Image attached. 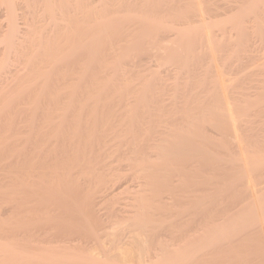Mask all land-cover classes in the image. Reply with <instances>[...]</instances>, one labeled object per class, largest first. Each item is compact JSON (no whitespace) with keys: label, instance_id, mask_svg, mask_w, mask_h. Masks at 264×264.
<instances>
[{"label":"bare ground","instance_id":"1","mask_svg":"<svg viewBox=\"0 0 264 264\" xmlns=\"http://www.w3.org/2000/svg\"><path fill=\"white\" fill-rule=\"evenodd\" d=\"M203 2L0 0V264H264V0L212 2L207 22ZM184 137L200 180L227 187L191 249L160 195L195 168ZM124 193L128 241H101L86 218Z\"/></svg>","mask_w":264,"mask_h":264},{"label":"rangeland","instance_id":"2","mask_svg":"<svg viewBox=\"0 0 264 264\" xmlns=\"http://www.w3.org/2000/svg\"><path fill=\"white\" fill-rule=\"evenodd\" d=\"M210 1V2H209ZM208 2H206L205 0H204V4H212V2H213V4H214V2H215V7H216V4H219V2H220V0H215V1H211V0H209ZM217 1H218V3H217ZM206 2V3H205ZM212 4V5H213ZM212 5H211V8H212V10H211V12H212V14L210 15L209 13H211V12H206V13H201L202 15H201V19L203 18L206 22L207 21H209L208 19H217L216 17H213L216 13V8L215 7H212ZM206 6L207 5H204V7H205V9H206ZM209 7V6H208ZM207 7V8H208ZM210 8V7H209ZM208 8V9H209ZM210 8V9H211ZM208 9H207V11H208ZM4 7L3 6H0V17L2 16V14L4 13ZM206 11V10H205ZM17 13H21V10L20 9H18L17 10ZM211 16V17H210ZM210 17V18H209ZM207 18V19H206ZM3 18L1 17L0 18V21L2 20ZM204 21V22H205ZM205 22V23H206ZM255 42V41H254ZM253 42V43H254ZM252 43V44H253ZM256 43V44H255ZM254 44H253V48H254V50L255 49H257V50H255V52H254V54L255 55H258L259 54V50H260V43H259V41H258V39H256V42H255ZM259 45V46H258ZM140 50V53L137 55V53L139 52L138 50H137V52H136V55H137V57L139 56H143V57H141V59H137V57H136V55H135V59H134V61L136 60H141L142 61V59L144 60V61H150V60H154V58H153V55H151V53L152 52H150L149 50V52H150V54H147L146 52H148V51H146L145 49H139ZM208 50H212V49H206V52L208 51ZM209 53H208V55H210L211 53H210V51H208ZM212 52V51H211ZM144 53V54H143ZM257 53V54H256ZM141 54H143V55H141ZM205 54H207V53H205ZM150 55H151V57H150ZM212 55V56H211ZM210 55V57L208 58L207 56H206V59L208 58L209 60H210V58L211 57H214V55H213V53ZM217 57V56H216ZM146 60H145V59ZM148 58H150V59H148ZM207 59V60H208ZM143 61V62H144ZM167 69H168V71H169V73H171V76H172V73L174 74L175 72L177 73V72H179V71H177V69L179 68L178 66H177V64L175 63V62H171L170 64H168L167 66ZM178 67V68H177ZM176 70V71H175ZM174 76V75H173ZM172 78V77H171ZM173 80V79H172ZM171 81V80H170ZM181 81V80H180ZM179 81V82H180ZM186 142L184 143V144H188L187 146H189L190 145V148L193 150V151H195V155H194V153L192 152V157H194V158H191L190 157V159H189V157L187 156V154L190 152L189 151V147H186V148H188V149H186V148H184V146L185 145H182L183 146V148L184 149H186V151H184L185 152V154H183V157L185 156V159L183 158L182 159V161H181V163L180 164H178V165H181V166H183V167H188V165L189 164H191L190 162H192V164L195 166H198L200 163L201 164H205V161L206 160H204V159H201V161L199 160V158H197V150H196V148H195V143L193 144V146H194V149L192 148V145H191V143L189 142V140H186L185 139V137L183 138ZM183 140V141H184ZM188 141V142H187ZM190 143V144H189ZM186 152H188L187 154H186ZM187 156V157H186ZM193 159V160H192ZM186 160H187V164H186ZM190 160V161H189ZM195 161H197V162H195ZM200 161V162H199ZM124 162V161H123ZM185 162V163H184ZM194 162V163H193ZM122 163V162H121ZM189 163V164H188ZM115 164H116V162H115ZM118 165L120 164V163H117ZM116 164V165H117ZM200 164V167L201 166H203V165H201ZM121 165V164H120ZM177 165V166H178ZM185 165H187V166H185ZM195 166V168H196V170L197 171H199V172H197L196 170H195V168H194V170H193V172H191V174H188L187 173V170H186V168L184 169V171L182 170V172H179V170L177 169V170H175V172L173 173L174 175H173V177L174 178H172V177H170L169 178V183H171V185L170 184H168V185H170L169 187H171V188H168V189H170L169 191L166 189V190H163L162 191V193L160 192V195H161V197L163 198V201H165L166 203L168 202L169 203V205H168V203H167V205L169 206V208H168V206H167V211L168 212H166V213H168L169 215V217L170 218H172L171 220L172 221H174L173 223L176 225L177 224V222H178V226H180L181 225V227L184 229V233H185V236H184V238H182V240L183 239H185V242H184V240L181 242L180 240H174L173 241V248H175V246H176V248H178V247H188V248H190L189 246H192V244H195V247H196V245L198 244V241H199V238H200V236H199V234L201 235V232H202V229H203V221H204V219H205V217H206V213H209L211 210L209 209V208H211V205H212V210L213 209H219V208H216V207H220L221 208V206L220 205H222V203H226V201H227V196H226V193H224V191L226 190V185H222V184H220V185H218L217 187H214L215 189H213V187H211V185H209V184H206V183H203L201 180L203 179V178H201V180H200V177L202 176V175H204V174H202V175H200L201 174V171H200V169L198 170L197 168L198 167H196ZM178 171V172H177ZM128 172L127 171H122V175L124 176V177H121V182L123 183V182H125L126 184H125V187H126V185L127 186H130V187H128L129 189H132L133 187H135V186H137L138 185V182L137 181H135L133 178H131L130 177V174H127ZM175 173H181V175H179V176H182V180H183V182L181 181V177L180 178H177V177H179L177 174H175ZM185 173V174H184ZM187 173V174H186ZM193 173V174H192ZM200 173V174H199ZM125 174V175H124ZM127 175V176H126ZM129 175V176H128ZM176 175V176H175ZM171 176H172V174H171ZM126 180H125V179ZM131 178V179H130ZM176 178V179H175ZM174 180V181H171V180ZM179 179V180H178ZM197 179H199V180H197ZM120 180V179H119ZM123 180V181H122ZM195 180V181H194ZM198 181V182H197ZM199 181H201V183L199 182ZM120 182V181H119ZM137 182V183H136ZM181 182V183H180ZM116 183H118V182H116ZM180 183V184H179ZM197 184V185H196ZM206 184V185H205ZM174 185V186H173ZM181 185V187L179 188V186ZM174 188H173V187ZM193 186V187H192ZM222 186H223V188H222ZM182 187H184L183 188V190H182ZM178 188V189H177ZM198 188V189H197ZM181 189V190H180ZM192 189V190H191ZM200 189H204L203 191H205L204 192V194H201V195H199L198 194V192L197 191H199ZM209 189H211V190H209ZM225 189V190H224ZM168 191V192H167ZM178 191V192H177ZM197 193H196V192ZM212 191V192H211ZM163 192H165V193H163ZM191 192V193H190ZM193 192H195L194 194H192ZM210 192V193H209ZM222 192V193H221ZM174 193H176V194H174ZM206 193V194H205ZM218 193H220V194H218ZM183 194V195H182ZM101 195V194H100ZM165 195V196H164ZM166 195H167V197H166ZM199 195V196H198ZM204 195V196H203ZM210 195V196H209ZM220 195V196H219ZM223 195V196H222ZM226 197H225V196ZM75 196H77V197H73V199H77L78 200V198H79V194L78 195H75ZM129 196H130V194H128V193H124V194H122V195H120V197L119 198H115V201H113V202H111L110 200H106L107 202H111V203H106V201H104V202H102L100 205H98V206H96V208L94 207V209L96 210L98 207V211L99 212H96V215H98V213H99V215L98 216H96V215H94V217H93V219L92 218H86L85 216H84V214H85V212L83 211V210H80V214H79V216L80 215H82L81 214V211H83L82 213H83V215L82 216H84L86 219H89V221H90V219H91V223L90 224H88L89 226H90V228L89 229H92V227H93V231H94V229H95V233L97 234V236H99L100 234L102 235V234H104L105 236L107 235V233H108V231L109 232H112V230L113 229H115V227L117 228V227H119V226H121L120 228L122 229V231H121V235H122V237H121V239L123 238V241H128V237L130 236L129 234H130V231L128 230V229H126V228H124V221H121V220H115V219H119L120 217H122L123 216V214H122V216H120L121 215V212L122 213H124L123 212V209L125 210V208H127V207H130V206H128L127 204L129 203V201H130V199H129ZM176 196V197H175ZM183 196H185V197H183ZM195 196V197H194ZM206 196V197H205ZM166 197V198H165ZM174 197V198H173ZM189 197V198H188ZM192 197V198H191ZM197 197V198H196ZM198 197H200V198H198ZM216 197V198H215ZM218 197L220 198V200L218 201ZM223 197V198H222ZM169 198V199H168ZM195 198V199H194ZM204 198V199H203ZM209 198V199H208ZM214 198V199H213ZM175 199V200H174ZM178 199V200H177ZM201 199V200H200ZM225 199V200H224ZM76 200V201H77ZM179 200H181V201H179ZM207 200V201H206ZM212 200V201H211ZM223 202H222V201ZM62 201H65L66 202V205H64V206H62L61 208H60V211H62L63 209V213H69L70 212V210H69V208H68V206L70 205V204H72V201H70V200H62ZM70 201V202H69ZM197 201V202H196ZM210 201V202H209ZM216 201V203H214ZM68 202H69V204H68ZM174 203V204H173ZM181 203H182V205H181ZM201 203V205H198V204H200ZM202 203H204V204H202ZM213 203V204H212ZM218 203H221V204H218ZM102 204H104V205H102ZM171 204H173L172 205V207H170L171 206ZM187 206H186V205ZM190 204V205H189ZM206 204H208V205H206ZM214 204H216V205H214ZM218 204V205H217ZM126 205H127V207H126ZM177 205V206H176ZM205 205V206H204ZM67 207V209L69 210H67L66 209V207ZM180 206V207H179ZM186 206V207H185ZM213 206H215V207H213ZM3 207L5 208H9V205L8 204H3ZM64 207V208H63ZM101 207V208H100ZM125 207V208H124ZM176 207V208H175ZM181 207H183V209H184V211H182L183 209L181 208ZM199 207V208H198ZM63 208V209H62ZM107 208V209H106ZM123 208V209H122ZM173 208V209H172ZM179 210H178V209ZM196 208V209H195ZM71 209V208H70ZM101 209V210H100ZM112 209H116L117 211H118V213H116L117 211H115V213H113V214H111L110 212H108V210L110 211V210H112ZM122 209V210H121ZM171 209V210H170ZM182 209V210H181ZM209 209V210H208ZM121 210V211H120ZM128 210V208L125 210V211H127ZM173 210V211H172ZM204 212H203V211ZM68 211V212H67ZM197 211H198V213H197ZM206 211V212H205ZM209 211V212H208ZM8 212V211H7ZM184 212V213H183ZM196 212V213H195ZM202 212V213H201ZM174 213V214H173ZM180 213V214H179ZM78 214V213H77ZM117 214H119V215H117V216H120V217H118V218H114V217H117L116 215ZM125 214V213H124ZM197 214V215H196ZM203 214V215H202ZM171 215H173L172 217H171ZM176 215H177V217H176ZM180 215H181V217H180ZM78 216V215H77ZM175 216V217H174ZM197 218H196V217ZM81 217V216H80ZM84 217H82V218H84ZM174 217V218H173ZM183 217V218H182ZM191 217V218H190ZM177 218V219H176ZM190 218V219H189ZM199 218V220H197ZM192 219L194 220V221H192ZM96 220V221H95ZM178 220V221H177ZM78 221V220H77ZM177 221V222H176ZM196 221V222H195ZM70 222V220L69 221H67V223H69ZM73 222V225H74V223L76 222V221H71V223ZM115 222H118L117 224H119V225H117ZM70 223V224H71ZM99 223V224H98ZM121 223V224H120ZM76 224V223H75ZM86 224V225H87ZM96 224V225H95ZM185 224V225H184ZM80 225V224H79ZM79 225H78V227H79ZM87 225V227H89ZM98 225H99V227H98ZM124 225V226H123ZM198 225V226H197ZM58 226V228L59 227H61V226H59V224L57 225ZM56 225H55V227H57ZM81 226V229H82V225H80ZM92 226V227H91ZM95 226V227H94ZM107 227V229H105L104 227ZM71 226L69 225L68 226V224L66 225V230H69L70 231V235H71V237H72V239H76L75 237H77V234H78V236L79 237H77V239L79 240V241H81L80 243H85V242H87L88 244H91L92 242H94V239H91V237L90 236H92V234L90 233L89 234V236L88 235H86L87 233H88V231H87V228L85 229L84 227H83V229H85L86 231H87V233L85 232L84 233V231L85 230H81L80 231V228H78L77 227V229H72V228H70ZM96 227H97V229L98 230H96ZM124 228V230H123V228ZM185 227V228H184ZM58 228H56V230H54V233H56L55 231H58ZM74 228H75V225H74ZM119 228V229H120ZM198 228H199V230H198ZM60 229V228H59ZM102 229V230H101ZM104 229H105V231H104ZM192 229V230H191ZM196 229V230H195ZM75 232H74V231ZM118 230V229H117ZM186 230V231H185ZM92 231V230H91ZM115 231V230H114ZM189 231V232H188ZM197 231V232H196ZM74 233V235H73V233ZM76 232H79V233H77L76 234ZM83 232V233H82ZM105 232H107V233H105ZM128 232H129V234H128ZM192 232V233H191ZM195 232V233H194ZM198 233V234H197ZM57 234V233H56ZM162 234H164V233H162ZM189 234H191V235H189ZM193 234H194V236H195V234H196V236L194 237L193 236ZM58 235L59 236H62V234L60 233V230H59V233H58ZM82 235V236H81ZM85 235H86V237H85ZM95 235V234H94ZM93 235V236H94ZM99 236V238L101 237L102 239H101V241L104 239V241H106L105 240V238H104V235H102V236ZM95 238H96V236H94ZM93 237V238H94ZM187 237V238H186ZM84 238V239H83ZM186 239L188 240V242L190 241V240H193V242H191L190 241V243H187V241H186ZM198 239V240H197ZM90 240H91V242H90ZM93 240V241H92ZM164 240H165V238H164ZM166 240H168L167 238H166ZM175 241H176V243H175ZM181 242V243H180ZM174 243H175V245H174ZM182 243H183V245H182ZM188 244V246H187V244ZM172 244V243H171ZM180 244V245H179ZM178 246V247H177ZM194 246V245H193ZM187 248V249H188ZM191 248H193V247H191ZM190 248V249H191ZM186 249V248H185ZM199 260V261H198ZM212 262V261H211ZM215 262V261H214ZM221 262V261H220ZM219 261L218 262H216V263H220ZM215 263V264H216ZM195 264V263H194ZM196 264H201V261H200V258H198L197 260H196ZM209 264H210V262H209ZM212 264H213V262H212Z\"/></svg>","mask_w":264,"mask_h":264}]
</instances>
